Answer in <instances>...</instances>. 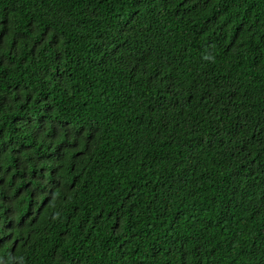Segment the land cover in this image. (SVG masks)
Instances as JSON below:
<instances>
[{"label": "trees", "instance_id": "obj_1", "mask_svg": "<svg viewBox=\"0 0 264 264\" xmlns=\"http://www.w3.org/2000/svg\"><path fill=\"white\" fill-rule=\"evenodd\" d=\"M0 264H264V0H0Z\"/></svg>", "mask_w": 264, "mask_h": 264}]
</instances>
